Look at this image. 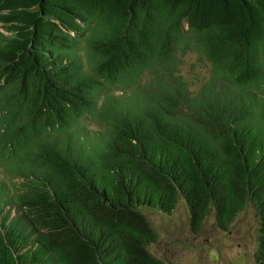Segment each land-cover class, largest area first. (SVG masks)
Here are the masks:
<instances>
[{
	"label": "trees",
	"instance_id": "obj_1",
	"mask_svg": "<svg viewBox=\"0 0 264 264\" xmlns=\"http://www.w3.org/2000/svg\"><path fill=\"white\" fill-rule=\"evenodd\" d=\"M180 202L264 264V0H0V264H165Z\"/></svg>",
	"mask_w": 264,
	"mask_h": 264
},
{
	"label": "rangeland",
	"instance_id": "obj_2",
	"mask_svg": "<svg viewBox=\"0 0 264 264\" xmlns=\"http://www.w3.org/2000/svg\"><path fill=\"white\" fill-rule=\"evenodd\" d=\"M183 62V76L197 90L198 79L209 74V66L193 52L187 53ZM189 216L184 202L178 204L172 215L147 213L158 234L149 249L158 259L165 264H255L258 226L252 209L242 213L228 231L220 230L211 215L200 232L194 233Z\"/></svg>",
	"mask_w": 264,
	"mask_h": 264
}]
</instances>
